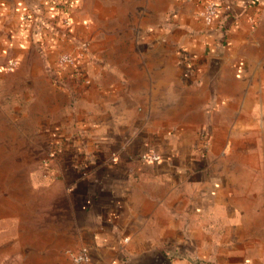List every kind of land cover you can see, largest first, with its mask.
<instances>
[{"label":"crops","instance_id":"0c3cea01","mask_svg":"<svg viewBox=\"0 0 264 264\" xmlns=\"http://www.w3.org/2000/svg\"><path fill=\"white\" fill-rule=\"evenodd\" d=\"M206 1L165 0L155 23H128L127 46L101 28V0L96 18L85 0H0V74L32 57L45 78L55 54L79 57L52 72L65 106L48 151L88 264H264V0H215L211 25ZM147 150L161 161L140 162Z\"/></svg>","mask_w":264,"mask_h":264},{"label":"rangeland","instance_id":"374dc122","mask_svg":"<svg viewBox=\"0 0 264 264\" xmlns=\"http://www.w3.org/2000/svg\"><path fill=\"white\" fill-rule=\"evenodd\" d=\"M101 2L111 6V11L104 12L111 18L110 25L100 22L101 28L121 31L127 46L134 31L128 23L144 22L146 16L155 23L160 17L156 11L165 4V0ZM145 2L153 6L151 15L144 11ZM85 3L93 17L101 14L98 0ZM84 46H88L87 41ZM62 52L55 54L54 59ZM109 57L111 61L115 58L112 54ZM42 64L43 60L29 57L0 74V264H73L70 253L84 243L83 211L56 171L55 164L62 157L48 151L54 143L48 139L49 121L61 117L65 106L64 97L57 91L59 87L49 86L52 79H59L52 72L57 70L60 75L70 67L60 69L53 60L44 71L45 78L34 76L46 67ZM144 153L158 154V160H142ZM161 159L155 150L138 155L142 163Z\"/></svg>","mask_w":264,"mask_h":264},{"label":"built area","instance_id":"2783aa9c","mask_svg":"<svg viewBox=\"0 0 264 264\" xmlns=\"http://www.w3.org/2000/svg\"><path fill=\"white\" fill-rule=\"evenodd\" d=\"M218 15V6L215 0H207L200 12V18L205 25H211ZM79 57L68 53L62 52L57 57V66L60 69L66 67H76L79 63ZM17 62L14 59L6 61L5 68L11 70L16 67ZM141 159L145 161H156L158 160V154L155 153H144L141 155ZM71 261L73 264H88L90 261L89 249L86 246L80 247L77 251L71 252Z\"/></svg>","mask_w":264,"mask_h":264}]
</instances>
